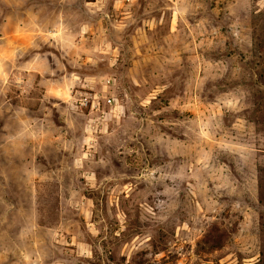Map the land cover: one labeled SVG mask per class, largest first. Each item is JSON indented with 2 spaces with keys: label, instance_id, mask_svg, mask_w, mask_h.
Listing matches in <instances>:
<instances>
[{
  "label": "rangeland",
  "instance_id": "1",
  "mask_svg": "<svg viewBox=\"0 0 264 264\" xmlns=\"http://www.w3.org/2000/svg\"><path fill=\"white\" fill-rule=\"evenodd\" d=\"M0 264H264V0H0Z\"/></svg>",
  "mask_w": 264,
  "mask_h": 264
}]
</instances>
